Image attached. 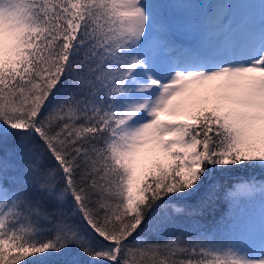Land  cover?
I'll use <instances>...</instances> for the list:
<instances>
[{
	"label": "snow or ice",
	"instance_id": "6c2138e0",
	"mask_svg": "<svg viewBox=\"0 0 264 264\" xmlns=\"http://www.w3.org/2000/svg\"><path fill=\"white\" fill-rule=\"evenodd\" d=\"M0 264H264V0H0Z\"/></svg>",
	"mask_w": 264,
	"mask_h": 264
},
{
	"label": "trees",
	"instance_id": "16d2710c",
	"mask_svg": "<svg viewBox=\"0 0 264 264\" xmlns=\"http://www.w3.org/2000/svg\"><path fill=\"white\" fill-rule=\"evenodd\" d=\"M240 175H248L247 172H244V173H240ZM221 210H226V205H221ZM163 239V238H161Z\"/></svg>",
	"mask_w": 264,
	"mask_h": 264
},
{
	"label": "rangeland",
	"instance_id": "374dc122",
	"mask_svg": "<svg viewBox=\"0 0 264 264\" xmlns=\"http://www.w3.org/2000/svg\"><path fill=\"white\" fill-rule=\"evenodd\" d=\"M161 119H171V118L168 117V116H164V115H162V116H161Z\"/></svg>",
	"mask_w": 264,
	"mask_h": 264
}]
</instances>
